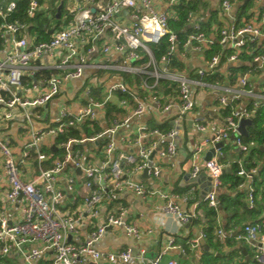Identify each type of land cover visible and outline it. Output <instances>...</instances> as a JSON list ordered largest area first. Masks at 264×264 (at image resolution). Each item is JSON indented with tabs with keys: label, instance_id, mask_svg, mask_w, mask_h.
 I'll return each mask as SVG.
<instances>
[{
	"label": "built area",
	"instance_id": "obj_1",
	"mask_svg": "<svg viewBox=\"0 0 264 264\" xmlns=\"http://www.w3.org/2000/svg\"><path fill=\"white\" fill-rule=\"evenodd\" d=\"M69 1L70 5L66 8V17H69L67 23L58 26L46 23L44 28L48 32L52 29V32L48 38L37 40L36 35L29 33L28 23L6 20L16 7L15 0H0V16L4 20L0 26V44L8 47L0 59V104L5 108V112L0 114V122L19 114L21 125L29 135L19 159L10 139L0 136V155L9 184L4 202L19 201L21 204L18 221H10L0 211L1 252L15 253L28 264H34L49 252L53 254L52 264H79L87 257L94 264H177L175 258H164L166 249L175 247L172 239L164 249L151 257L144 256L143 252L134 255L129 249L101 251L96 247L108 227H121L128 236L140 237L139 227L126 220L125 206L119 205L115 210L106 209L104 213L101 211L102 206L116 201L126 190L141 198L160 199L161 210L174 215L181 223L198 216L196 211H181L175 193L129 177V166L133 172L143 173L146 168L148 178L159 177L160 165L151 161L156 141L148 146L144 145V141L153 137L163 141L164 146L157 149V155L170 158L176 153L175 138L178 131L174 126L162 130L158 124H138L133 138H121L123 142L127 140L136 146L135 153L119 152L113 155V136L134 117L151 108L164 113L175 106L174 121H182L195 107L194 88L211 89L216 105L222 111L223 121L220 125L213 124L211 135L203 137L193 147L188 160L192 167L191 176H198L200 169L196 159L208 146L214 147L215 143L233 135L232 142L239 156L231 164L237 166L236 174L241 178L238 188L245 191L246 206L253 208L256 201L255 175L258 162H264V156L259 157L252 152L259 145L253 140L245 142L238 125L242 118L252 117L254 120L258 109L264 108V81L257 88L250 79L253 73H264V9L255 16L251 17V14L242 20L233 18L224 26L213 27L211 33L202 29L194 19V11L188 9L186 24L190 31L181 41L169 26L170 20L175 19V7L204 0H161L162 9H157L153 0H108L106 3L98 0ZM231 5V0H220L224 13L229 12ZM41 8L42 3L38 0H29L27 17L32 18ZM48 19L51 21V16ZM165 38L166 51L156 59L150 46L161 43ZM188 51L198 52L201 59L193 77L186 69L178 70L181 58ZM96 53H115L114 63L88 59ZM242 54L251 56L250 60H242ZM44 56L50 61L47 67L31 64ZM223 63L230 64L226 78L219 76ZM240 66L249 68L237 72L235 81L231 83V67ZM41 68L51 71L37 76ZM101 69H111L116 74L114 72L111 79L108 77L107 82H103L100 76H93L95 71ZM86 70L92 73L82 86L84 102L81 106L72 111L62 105L56 123L35 129L33 120L41 117L37 109L57 96L67 81L81 79ZM124 73L129 76L130 82ZM213 75L216 76L209 77ZM169 81L174 85H170ZM164 82H169L166 86L176 94L175 100L171 94L163 95L161 83ZM137 88L144 91V97L136 91ZM99 92L102 93L100 96ZM113 98L117 99L116 103ZM162 99H166L165 102ZM107 103L116 104L123 110L130 105L131 109L109 122L105 119L107 128L104 131L79 138L67 136L65 140L55 142L53 146L60 151L58 156H54L51 149L48 153L43 151V139H54L84 125L93 126L99 112L105 117ZM224 110L227 112L223 113ZM191 124L200 132H205L210 125L203 115L195 117ZM103 138L106 140L101 150L106 159L97 165L88 160L82 144L97 143ZM222 157V146L214 147L211 157L203 163L210 180V188L203 201L215 209L218 205L217 191L222 184L221 175L228 166L231 167L230 163L227 165L222 162ZM30 158L35 160L38 172L29 180H24L20 164ZM45 162H49V166ZM76 169H79L78 175L75 174ZM76 177L82 179L86 193L81 205L70 210L64 207V202L67 194L74 190ZM83 226H91L85 240L82 243L73 242L72 237H76ZM230 232L216 217V239L222 243ZM203 236L204 232L199 235ZM199 237L191 241L192 246H198ZM236 237L253 246L254 264H264V219L243 224Z\"/></svg>",
	"mask_w": 264,
	"mask_h": 264
},
{
	"label": "crops",
	"instance_id": "obj_2",
	"mask_svg": "<svg viewBox=\"0 0 264 264\" xmlns=\"http://www.w3.org/2000/svg\"><path fill=\"white\" fill-rule=\"evenodd\" d=\"M98 1L106 3L108 0ZM153 1L157 9L163 8L161 0ZM231 3V9L227 13L222 12L220 0H204L199 3H195L193 10L194 19L200 23L205 32L211 33V29L213 30V27L224 26L233 18H241L242 20L251 14V17L255 16L264 9V0H231ZM65 5L67 8L70 5V1L66 0ZM46 15L48 18L50 13H47ZM126 20L129 21L128 18H126ZM7 49V46H1L0 44V59L3 58ZM115 57V53H96L89 56L88 59L95 62L113 64ZM180 61L181 65H179L178 70L186 69L192 77L195 75L196 68L201 63L200 55L196 51H188ZM49 62V59L44 56L40 59L32 61L31 64L47 67ZM229 67L230 64L223 63L220 67L219 76L226 78L225 74ZM48 71L51 70L41 68L37 71L36 75L39 76V74H46ZM91 73L92 72L90 70H86L81 79L67 81L62 86L61 92L57 96L48 101L41 108L37 109V112L41 113V117L34 118L32 123L34 128L42 129L47 125L56 123L59 120V109L62 105H66L72 111H76L81 106L82 102H84V98L81 95V89L83 84L89 80ZM113 73L116 74V71L111 69H101L95 71L93 76H100L103 79V82H107V78L110 77L111 79V74ZM250 79L253 81L255 87L260 88L262 82L264 81V73H253ZM169 82L161 83V89L163 95L171 94L173 100H175L176 94H174L172 90L170 92L166 86L168 83L170 85H174V83H172V81ZM194 90L196 104L193 112L190 113L186 119L182 121H174L176 117L175 106L171 107L164 113L151 108L147 112L134 117L128 125L119 129L114 134L113 139L115 141V146L112 154L115 155L119 152L135 153L137 149L136 146L132 143L129 144L127 140L123 142L121 138L124 136L133 138L135 135V128L138 124L143 123L149 126L158 124L163 129L174 126L178 131V135L175 138L176 153L172 157H159L157 155V149L164 146L163 141H159L155 137L151 140L148 139L144 141V145L147 146L149 143L156 141L154 148L155 152L151 161L160 165L161 173L159 177L155 179L143 177L142 172H133L132 167L130 166L127 168L130 175L129 177L134 181L143 182L147 185H152V187H159L171 193H175L178 196L177 204L179 205L181 211L187 213L196 211L198 216L190 219L187 223H181L174 215L165 213L161 210L162 201L160 199L153 197L141 198L135 195L132 191L126 190L119 195V198L116 201L102 206L101 211L104 213L106 209L115 210L119 205L125 206L127 208V222L135 223L139 227L141 235L138 238H133L128 236L121 227H110L96 244V247L101 251L129 249L134 255L138 256L143 252L144 256L151 257L164 249L168 244V241L172 239L175 247L166 249L167 252L165 253L164 258H175L177 264H254L253 246L250 243L238 240L236 236L237 231L240 230L244 223H248L251 219H255V222L264 219V162H258V169L255 175L258 180H262V186H260L258 191H255V207L257 209L254 215L255 217L245 214L242 216V219L237 221V218L230 217V215L227 216L228 214H226V212L219 207L217 208V217L219 218L221 225L226 230L231 231L229 236L224 242H219L215 237L214 228L209 242L207 241L205 234L203 237H199L207 225L206 218L204 216L205 211L203 210V206H206L203 201V197L207 193V190L205 191L204 188H210V184H208L209 177L206 169L203 167V163L205 161L206 153L212 146H208L196 159V163L200 169L197 176L199 178L198 182L194 181L191 176L192 167L188 160L190 159L192 149L195 144L203 137L211 135V126L213 124H222L223 114L216 105L215 96L211 89L194 88ZM136 91L140 94V96H145L144 91L140 88H137ZM101 92L98 93L99 96L102 94ZM24 93L26 94L27 91ZM21 94H23V92H21ZM112 100L115 103L117 102L116 98H113ZM165 100L166 99H162V102H165ZM130 104L132 106L133 102ZM131 106L129 105L127 109L124 110L121 109L119 117H121L123 113L130 111ZM4 112L5 108L2 104H0V114ZM200 115L205 116L210 124L205 132L196 130L191 124L192 120ZM96 121L97 122L93 125H98L100 130L104 131L107 128L105 117H103L100 112L98 113ZM21 124L22 119L19 114H17V116L13 119L2 120L0 122V136H6L10 139L17 159H19L20 151L23 149L24 144L29 138L27 130L22 127ZM248 127L249 126L246 128L248 129ZM89 129L91 130L90 127ZM77 130L79 131L80 137L86 136L82 127ZM55 139L56 138L53 139L52 137H48L41 141V148L44 152L47 153L51 147H55L53 146ZM105 140L106 138H103L99 139L97 143L82 144L90 162L99 165L101 161L106 159V155L103 150H101ZM259 148L261 149V153L255 152V154L262 157L264 156V142L260 143ZM224 149H226V154L223 152L222 162L227 165L229 163L232 165L231 161L239 156L234 143L228 140L222 146V150ZM51 151L57 152L58 150H56L55 147L53 150L51 149ZM58 155H60V151H58V153L54 156ZM45 165L49 166V162H45ZM20 166L23 169L22 178L24 180H29L38 172L36 162L33 158L22 162ZM228 167L231 169L230 166ZM75 174L78 175L79 173L75 172ZM8 187L9 184L3 171V161L0 155V211H2L10 221H18L20 219V202H4V194ZM224 189H226L229 195H233L235 191L233 189H227L221 185L217 194L221 190L224 191ZM85 193L86 189L82 184V179L76 177L74 190L72 193L67 194L64 207L72 210L78 205H81ZM217 206H219V202ZM239 218L241 217L239 216ZM149 229L151 230L150 232H148ZM90 230L91 226L81 227L78 235H76V237L73 236L71 240L73 242L82 243ZM197 237H199L198 246H192L191 241ZM0 262L2 264H28L22 257L16 255L15 253L10 252L3 254L1 252V248ZM52 262L53 254L49 252L45 257L38 260L34 264H52ZM79 264H94V262L87 257Z\"/></svg>",
	"mask_w": 264,
	"mask_h": 264
},
{
	"label": "trees",
	"instance_id": "obj_3",
	"mask_svg": "<svg viewBox=\"0 0 264 264\" xmlns=\"http://www.w3.org/2000/svg\"><path fill=\"white\" fill-rule=\"evenodd\" d=\"M29 0H15L16 7L8 14L6 17L7 21H13V20H20L22 22L28 23V31L31 35H36L37 40L40 39H46L49 37V32L44 28V25L48 21L47 15L45 11L39 10L35 13V15L32 18H28L26 15V7ZM40 3H43V0H38ZM59 2V0H56ZM66 0H64L63 6L61 8V14L58 19L55 18V12L56 9L52 15L55 26H57L60 22V19L63 17L64 12V5ZM195 3L190 4L189 6H185L182 4H178L176 9V18L174 20H170L169 26L171 29H173L178 35L180 40L182 41L184 39V35L190 31V28H188V25L186 24V12L188 9L194 10ZM69 18V17H67ZM3 18L0 16V26L3 23ZM167 47V40L166 38L162 40L159 44H154L150 46V49L152 51L153 56L158 59L163 53H165ZM211 51V50H210ZM240 58L244 61H249L251 56L242 54ZM176 59V57L174 58ZM175 64V61H174ZM180 65V64H179ZM249 66H240V67H231L232 70V76H230V81L233 83L236 78V73L239 71H244L248 69ZM48 73V72H46ZM125 78L130 82L129 76L124 73ZM216 75L209 76V77H215ZM211 79V78H208ZM2 94H4L2 92ZM227 110H224L223 113H226ZM121 114V109H119L116 104L113 103H107L106 105V112H105V119L109 122L110 120L114 118H118ZM95 124V123H92ZM167 126V125H166ZM91 128V130L89 129ZM159 128L164 130L160 125H158ZM83 132L85 135H90L93 132L100 131V127L98 125L88 126L84 125L82 127ZM67 136H74L75 138H79L80 134L77 129H70V131L64 135H59L56 137L55 142L63 141L66 139ZM245 142H248L250 140L255 141L258 145L260 143L264 142V108L258 109L252 125H250L247 129V136L243 137ZM51 152L50 150L47 151ZM252 152L261 153V149L259 146L252 150ZM58 151L53 152L54 155H56ZM237 166L236 164L231 165L230 171H224L221 175V182L222 186L226 187L227 189H233L235 190L233 195H229V193L224 189V191H219L217 194V199L219 202V206L217 208H221L228 214L230 217L237 218V221L242 219L243 215H251L252 217H255V213L257 211L256 207L249 209L246 206L245 202V192L242 189L238 188V183L241 181V178L237 176L236 174ZM254 186L255 191H258L260 186H262V180H258L255 177L254 180ZM206 204V203H205ZM204 205V204H203ZM204 216L206 218L207 225L205 226V229H203V232L205 234V237L207 238V241L209 242L212 236V231L216 226V217L218 210L217 208L208 207L207 205L203 206ZM239 216L241 218H239ZM251 219V218H250ZM255 222V219H251L248 223ZM245 224V223H244Z\"/></svg>",
	"mask_w": 264,
	"mask_h": 264
},
{
	"label": "water",
	"instance_id": "obj_4",
	"mask_svg": "<svg viewBox=\"0 0 264 264\" xmlns=\"http://www.w3.org/2000/svg\"><path fill=\"white\" fill-rule=\"evenodd\" d=\"M63 3H64V0H59V3H58V5H57V7H56V12H55V18H56V19H58V18L60 17V14H61V8H62V6H63ZM92 11H94L93 8H92ZM51 32H52V29L49 30V33H51ZM253 64H255V63H253ZM256 64H257V63H256ZM252 123H253V118H252V117H249V118H242V119L239 121L238 131H239L242 135L247 136V128H246V127L252 125ZM233 139H234V136L231 135L228 139H224V140H222V141H220V142L215 143L214 147H221V146H223L228 140L233 141ZM214 147H212V148L206 153V155H205V160H207V159H209V158L211 157V154L213 153ZM53 148H55V147H51L52 150H53ZM225 170L230 171L229 167H227ZM225 170H224V171H225ZM146 171H147V169L145 168L144 171H143V175H142L143 177H147ZM76 172L79 173V169H76ZM193 180L198 182V181H199V178H198V177H195V178H193ZM208 184H210V180H209V183H208ZM204 190L206 191V190H208V188L205 187ZM108 228H110V227H108Z\"/></svg>",
	"mask_w": 264,
	"mask_h": 264
},
{
	"label": "rangeland",
	"instance_id": "obj_5",
	"mask_svg": "<svg viewBox=\"0 0 264 264\" xmlns=\"http://www.w3.org/2000/svg\"><path fill=\"white\" fill-rule=\"evenodd\" d=\"M58 3L59 2H57L56 0H43V6H42L41 9H43V11H45L46 14L50 13L51 21H47L46 22V23H48L50 25H55L54 20H52V15H53ZM66 16H67V10H66V5H64L63 17L60 19V22H59L58 25H62V24H66L67 23L68 18ZM100 91H102V89ZM223 152H225V154H226V149H224Z\"/></svg>",
	"mask_w": 264,
	"mask_h": 264
}]
</instances>
